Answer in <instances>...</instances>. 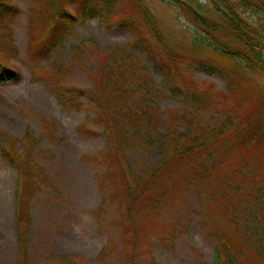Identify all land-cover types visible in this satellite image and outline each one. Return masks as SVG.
I'll return each instance as SVG.
<instances>
[{"label":"rangeland","instance_id":"obj_1","mask_svg":"<svg viewBox=\"0 0 264 264\" xmlns=\"http://www.w3.org/2000/svg\"><path fill=\"white\" fill-rule=\"evenodd\" d=\"M9 1L18 9L0 24V54L21 76L0 83V264H215L224 237L242 255L224 249L217 264H264L252 250L264 238V165L241 172V150L226 149L234 142L227 127L235 119L222 120L209 94L226 89L227 80L217 68L193 60L190 43L203 34L193 10L176 0H143L166 46L162 55L174 58L172 85L146 47L133 45L127 27L102 21L101 14L77 22L44 62L58 61L66 71L72 101L63 105L46 83L53 72L35 73L43 61L29 52L31 31L44 35L49 0ZM200 1L202 16L225 23L215 1ZM65 2L74 8L73 0ZM119 10L131 14L136 7L124 0ZM9 31L17 50L8 54ZM145 36L160 47L150 29ZM116 46L128 51L156 96L152 129L129 149L114 142L119 128L107 124L90 100L102 82V57ZM190 132L214 144L200 145L196 165L193 152L172 156L168 148L174 135L176 144L188 145ZM4 144L10 159L2 157ZM20 162L29 164L31 216L18 225Z\"/></svg>","mask_w":264,"mask_h":264},{"label":"trees","instance_id":"obj_2","mask_svg":"<svg viewBox=\"0 0 264 264\" xmlns=\"http://www.w3.org/2000/svg\"><path fill=\"white\" fill-rule=\"evenodd\" d=\"M8 1L0 0V24L5 23L16 12L14 9L17 6ZM77 1L73 0L74 8H70L65 5V0H49L46 26L43 29L41 26L44 35L39 38L34 31H31L29 39V52L37 62L43 61L42 65L35 67L39 71L35 70V73H41L43 76L44 73L53 72V76L48 78L46 83L52 93L58 94L61 104L65 105L68 98L72 101L69 88H67L66 71L58 61L54 66L44 62L47 56L56 54L62 41L69 36L68 33L75 31L77 22L98 14L103 16L102 21L127 27L135 36L132 41L133 45L137 46L140 43L142 47H146L145 50L147 49V53L151 54L155 67H158L167 78V84L172 85L175 77L170 74L173 73L174 58L168 60L162 55L161 51H165L166 46L161 41L162 37L155 16L143 0H129L135 4L136 10L131 14L125 13V15L119 10V4L124 0ZM176 1L181 2L188 13L192 14L190 10H193L196 23L204 31L201 36L198 35L190 43L191 52L194 55L193 60L217 68L226 77L227 88L221 91L216 90L209 96L212 98L213 108L217 110L218 115L221 114L222 120H225V117L235 119V122L227 127L230 131L227 139L233 138L234 142L227 144L226 149L241 150L239 170L249 173L254 165L260 162L264 165V84L261 83V77H264V0H213L225 21L221 25L202 16L201 11H206L202 1ZM148 29L152 35L159 37L160 47L155 48L150 39L146 38L145 33ZM208 36L211 40L207 42ZM7 42L8 54L17 50L10 31ZM83 42L85 40L80 41V43ZM5 56V54H0L1 83L16 80L21 76L19 68L14 63L5 61ZM131 59L132 56L128 54V51L126 52L119 46L105 53L102 57V82L90 91V100L100 109L102 119L105 118L107 124L112 123L114 127L119 128L120 136L119 138L114 136V142L126 149L133 144L139 145L138 140L141 141L143 131L152 129L150 127L151 118L155 110H151V107L155 104L154 98L156 97L153 86L148 79L138 75L137 68L134 67ZM144 74L147 75L145 72ZM204 85L207 84L204 83ZM208 90L210 89L207 88L206 91ZM31 129L29 128L27 132L32 135ZM213 130L208 132L216 133ZM109 135L107 133V136ZM191 135L192 139L189 144H184V146L176 144L177 137L174 135L169 140L168 148H172V156L175 154L182 156L193 152V155L189 156L194 158L192 162L196 165L197 159L194 154L197 153L200 145L206 148L214 144L207 141L209 140L207 138L200 139L196 132ZM172 142H175L173 147H171ZM225 144L223 143V146ZM29 147L30 145L26 146V148ZM2 149V157L10 159L8 155L11 152L10 147L4 144ZM120 150L122 149H117V153ZM14 153L11 155L13 156ZM261 153L263 156L258 159ZM204 162L206 164V161ZM26 164L29 165L28 162ZM26 164L19 163L21 171L16 189V223L18 225L27 222L31 216V202L29 193L26 191L31 175H29ZM99 188L102 189L101 186ZM250 195L251 192L249 197ZM241 221H244L243 218L239 221V224L243 226ZM245 228L247 229L246 226ZM244 230L241 228L243 233ZM224 238L215 251V264L221 261V253L225 250L229 251V254L242 255V252L237 250L238 248H234L232 240ZM253 245L252 250L264 257V238L263 242Z\"/></svg>","mask_w":264,"mask_h":264}]
</instances>
